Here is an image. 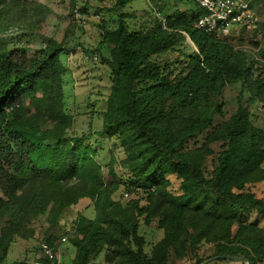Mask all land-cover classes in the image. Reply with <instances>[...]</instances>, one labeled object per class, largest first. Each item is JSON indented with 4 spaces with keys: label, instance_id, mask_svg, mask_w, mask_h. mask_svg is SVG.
<instances>
[{
    "label": "trees",
    "instance_id": "1",
    "mask_svg": "<svg viewBox=\"0 0 264 264\" xmlns=\"http://www.w3.org/2000/svg\"><path fill=\"white\" fill-rule=\"evenodd\" d=\"M17 1L0 0V6ZM135 1L114 0L109 12L116 26L104 19L97 26L99 46L91 54L99 55L111 84L101 130L70 132L61 61L66 41L50 38L32 56L0 43V264L17 240L35 236L37 218L48 216L55 229L81 201H89L92 217H80L59 237L50 228L43 240L58 249L71 237L72 264H93L102 254L104 264H171L172 256L201 264L224 255L264 263V230L248 220L252 212L264 216V186L262 197L249 187L264 184V128L249 108L264 109V48L257 61L240 48L250 44L243 37L234 43L197 28L203 10L196 0L181 7L172 0L171 11L160 9L162 19L146 9L140 20L126 8L133 10ZM252 3L264 15V0ZM80 13L88 14L87 7ZM130 20L139 23L130 29ZM251 31L264 44L263 27ZM186 35L197 50L183 52L185 60L164 61L188 45ZM236 84L248 93V104L239 95L225 119L222 96ZM95 136L115 141L124 153L122 173L114 160L105 165L109 182L90 143ZM173 176L180 181L177 193L170 190ZM154 223L163 234L147 251L140 230ZM205 245L212 249L207 259L200 256ZM42 258L38 263L52 264Z\"/></svg>",
    "mask_w": 264,
    "mask_h": 264
},
{
    "label": "rangeland",
    "instance_id": "2",
    "mask_svg": "<svg viewBox=\"0 0 264 264\" xmlns=\"http://www.w3.org/2000/svg\"><path fill=\"white\" fill-rule=\"evenodd\" d=\"M183 2L190 5L191 2L186 0H178V6ZM114 0H19L14 5L0 6V43H5L9 49H25L29 56L34 52L45 47L46 42L53 38L58 42L66 41V52L62 54L61 61L66 67L64 75V94L66 111L71 119L70 132L73 135H82L92 128L93 132L101 130L103 122L101 112L107 109V98L110 93V80L108 73L103 65L99 63V58L93 60V56L99 57L98 54L92 55L91 50H95L99 46V28L98 23L104 19L108 22L109 27L116 26V19L109 12L113 6ZM87 7L88 14L83 15L80 10ZM127 5V11L133 12ZM137 8V19H141L143 12L149 9L153 15V10L149 7L145 0H137L132 4ZM156 6L162 10L167 6L168 10H172L175 5L174 1L158 0ZM259 8L257 4L255 7ZM181 7V6H180ZM163 13H161V18ZM136 19V20H137ZM131 21L129 24L132 29L136 23ZM139 20L136 21L139 23ZM12 27V32H5L8 27ZM17 28L18 30H16ZM9 30V29H7ZM244 31V32H243ZM243 32V33H242ZM246 39L250 44L245 43L240 48L254 56L257 61H261L259 55L261 48H264L262 38L254 40L252 38L251 29L243 28L234 30L229 40L237 43L240 38ZM188 45L181 47V52H171L163 60H185L187 55L196 51V46L188 39ZM257 41V42H256ZM258 43L259 46H256ZM261 43V44H260ZM104 53L106 48L102 49ZM187 55H183L182 53ZM89 57V59H87ZM162 61V60H161ZM242 97V103L247 105L248 93L243 91L240 84L227 86L224 90L222 100L225 104V119H228L238 107V96ZM250 112L254 123L264 128V109L258 103L249 105ZM218 122H220L218 120ZM205 135L199 136L197 144L203 143ZM90 143L93 148L99 150L97 159L100 161L105 180L110 181L109 169L105 166L114 160L116 172L122 173L125 168L123 150L116 145L115 141L102 137H92ZM194 146V142L190 143ZM221 144H214L213 149L217 154L221 150ZM113 158V159H112ZM213 157L207 160V166L211 169ZM264 167V165H263ZM172 193H177L180 188V181L174 176L171 177ZM263 182L250 185V189L257 196H263ZM122 201L125 203L122 199ZM89 201H81L78 205L67 209L59 220L57 227L54 229L50 225L48 216L37 218L33 224L36 234L30 240H17L9 249L6 261L3 264H15L19 261H26L28 264H37L42 261L40 253V244L47 237L50 228L58 237L63 234L65 229L74 228L75 223L80 217H92V206L87 207ZM250 222H257L264 230V216L255 212L248 214ZM141 234L145 236L147 244L146 250L150 251L152 245L162 238L163 232L156 227V223L152 226H142ZM64 242L58 251V261L56 264H72L75 257V249L69 243V239ZM213 248V247H212ZM212 255L210 246H203L200 251L202 258H209ZM205 260L201 264H211L212 260ZM207 262V263H205ZM171 264H193L191 259L177 261L173 256L170 260ZM93 264H104V254L100 255ZM217 264V263H216ZM218 264H241L237 262H224ZM264 264V263H263Z\"/></svg>",
    "mask_w": 264,
    "mask_h": 264
},
{
    "label": "built area",
    "instance_id": "3",
    "mask_svg": "<svg viewBox=\"0 0 264 264\" xmlns=\"http://www.w3.org/2000/svg\"><path fill=\"white\" fill-rule=\"evenodd\" d=\"M153 10L155 16L161 18V12L156 6L158 0H145ZM203 10V15L196 22V27L207 34L218 37H229L234 30L253 29L261 25L264 30V15L252 3V0H196ZM18 30L17 28H15ZM12 27L6 32H12ZM187 36V35H186ZM188 37V36H187ZM189 39V37H188ZM89 59V57H87ZM97 60V56H93ZM129 198V193L124 194V199ZM66 242V238L62 239ZM41 257H47L52 264L59 258L58 251L46 242L40 244ZM40 264V263H37Z\"/></svg>",
    "mask_w": 264,
    "mask_h": 264
},
{
    "label": "water",
    "instance_id": "4",
    "mask_svg": "<svg viewBox=\"0 0 264 264\" xmlns=\"http://www.w3.org/2000/svg\"><path fill=\"white\" fill-rule=\"evenodd\" d=\"M212 260L231 261V262H237V263H241V264H253V262L245 256L224 255V256H218V257H215L213 259H210L207 262L212 261ZM207 262H205V263H207Z\"/></svg>",
    "mask_w": 264,
    "mask_h": 264
},
{
    "label": "crops",
    "instance_id": "5",
    "mask_svg": "<svg viewBox=\"0 0 264 264\" xmlns=\"http://www.w3.org/2000/svg\"><path fill=\"white\" fill-rule=\"evenodd\" d=\"M175 2V1H174ZM176 4V3H175ZM133 11H138V9L137 8H135V7H133ZM19 241V240H18ZM15 243H17V242H15ZM6 261V260H5ZM4 261V262H5Z\"/></svg>",
    "mask_w": 264,
    "mask_h": 264
}]
</instances>
